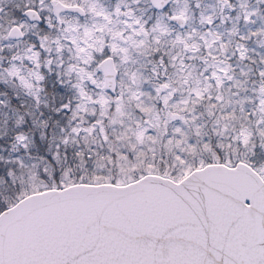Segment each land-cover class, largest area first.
Instances as JSON below:
<instances>
[{"label":"snow or ice","instance_id":"1","mask_svg":"<svg viewBox=\"0 0 264 264\" xmlns=\"http://www.w3.org/2000/svg\"><path fill=\"white\" fill-rule=\"evenodd\" d=\"M0 264H264V0H0Z\"/></svg>","mask_w":264,"mask_h":264}]
</instances>
